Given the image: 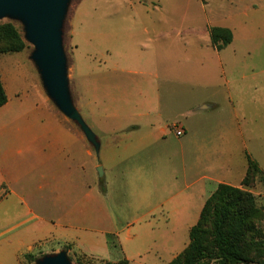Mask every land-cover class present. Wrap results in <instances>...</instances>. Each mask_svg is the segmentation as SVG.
Masks as SVG:
<instances>
[{"label": "rangeland", "instance_id": "obj_1", "mask_svg": "<svg viewBox=\"0 0 264 264\" xmlns=\"http://www.w3.org/2000/svg\"><path fill=\"white\" fill-rule=\"evenodd\" d=\"M1 23H11L23 41L20 51L0 54V78L1 74L6 78L4 86L10 103L8 109L0 108V115H8L21 111L19 97H24L22 102L30 104L40 97L41 91L48 90L38 56L34 53L36 48L28 40L22 16L6 13L0 15ZM208 25H220L231 30L232 41L224 50L242 57L238 64L240 71L231 74L226 71L223 75L216 51L208 44V34L205 33ZM1 43L6 46L12 42ZM60 47L66 69L73 68V82L67 89L69 99L74 104L81 103L80 106L77 104L79 113L82 112V104L87 102L83 96L84 85L94 82L100 93L105 90L107 79V92L111 91L112 96L117 76L144 78L143 75L120 72V67L136 69L138 62L145 64L147 59L151 60V51H163L169 55L168 68L173 72L169 74L170 78L162 74L160 66L147 69L146 75L159 87L161 101L166 104L161 112L162 119L169 125L185 119L193 132L199 131L200 135L192 134L185 139V135L177 136L173 130L168 139L129 157L124 169L120 165L109 170L107 178L111 181V188L113 184L117 185V190L122 189V197H107L106 200L107 207L113 208L116 214V229H125L144 210L156 207L153 215L146 217L153 230L152 234L148 233L145 244L155 243L161 251L160 259H153L150 253L147 258L136 259L132 264H167L188 242V225L196 222L198 206L206 197H194L192 204L196 207L186 211L190 216L183 218L178 212L184 205L182 200L161 203L162 197H125L124 184L129 176L135 174L136 164L144 167L145 174L154 172L153 160L156 165L157 161L162 162V175L170 180L171 191L191 181L201 186L202 181H198L201 175L214 179L228 177L230 182L238 183L247 163L241 161L236 149L237 127L243 131L248 152L264 171V0H207L206 3L201 0H66L60 20ZM182 57L212 60L214 69L207 72L209 84L200 78L198 70L189 73ZM201 100H212L217 105L206 112L189 113ZM200 142L207 145L208 157L202 158L205 152L200 150ZM214 147L216 154L212 155ZM215 158L216 164L211 163ZM224 158L228 160L226 169L221 168ZM95 174L97 179L103 180L97 167ZM93 175L91 165V178ZM238 187L255 196L256 206L260 209L254 224L259 234L264 233V177L256 174L248 186L241 185L240 181ZM191 193H196V186L192 187ZM136 199L142 202L134 210ZM101 237L97 244L103 246ZM106 240L109 249L102 256L111 264H117L115 261L119 260L121 250L113 239ZM262 241L264 243V238ZM60 252L65 253L68 264L106 262L69 252L66 245L59 247L50 243L35 247L28 252V257L21 255L17 264H43L49 256ZM208 264L222 263L211 261Z\"/></svg>", "mask_w": 264, "mask_h": 264}, {"label": "crops", "instance_id": "obj_2", "mask_svg": "<svg viewBox=\"0 0 264 264\" xmlns=\"http://www.w3.org/2000/svg\"><path fill=\"white\" fill-rule=\"evenodd\" d=\"M206 32L208 44L216 51L223 75L226 71L230 74L240 71L238 64L242 57L236 52L224 50L231 42L218 50L211 43L209 25ZM149 55L151 60L147 59L145 64L138 62L139 67H134L136 69L119 68L120 72L143 75L144 78L117 76L112 96L111 91L107 92L109 83L106 79L105 90L100 93L94 82L83 86V96L87 102L82 104L81 113L77 108V104L80 106L81 103L74 104L69 99L70 105L93 133L96 145L87 139L77 122L66 115L46 91H41L40 97L30 104H25L22 102L24 97H19L17 100L21 104V111L0 115V264H17L21 255L50 243L59 247L67 245L69 252L109 261L102 256L109 249L108 238L117 242L121 250L119 260L126 259L128 264L142 257L147 258L150 253L153 259H160L159 247L155 243L145 244L148 233L152 234L153 230L146 217L152 216L156 207L144 210L125 229H116V214L113 208L107 207L106 201L107 197H122V189L117 190V185L113 184L111 188L108 171L120 165L124 169L129 157L168 139L174 133L173 125L183 129L185 139L192 134L200 135L199 131L193 132L185 119L170 125L162 119L161 112L166 104L161 101L159 87L146 76L147 69L160 66L162 74L168 78L173 72L168 68L167 52L151 51ZM181 59L186 61L189 73L198 70L200 78L209 84L207 72L214 69L212 60L201 57ZM164 69H167L166 73ZM72 70V67L69 71L65 67L67 88L73 82ZM3 76L1 74L4 86L6 78ZM4 89L6 92V86ZM216 105L215 101L201 100L189 113L206 112ZM9 107L8 99L0 106L2 109ZM235 132L238 139L236 149L241 161L245 162V152L250 153L243 139V131L237 127ZM199 145L200 150L205 152L202 158L208 157L210 151L207 145L203 142ZM213 151L212 155H215V147ZM153 161L155 170L148 174L143 173L141 164L135 165V174L128 177L123 195L162 197L159 200L161 203L182 200L184 205L178 212L183 218L190 216L186 211L196 207L192 204L194 197L207 198L218 183L239 186L244 175L236 184L227 180L228 177L214 179L201 175L198 179L202 181L201 186L191 181L171 191L170 180L162 175V162L157 161L156 165ZM216 161L215 158L211 163L216 164ZM222 163L221 168L226 169L228 160L224 158ZM91 165L94 171L92 178ZM98 166L103 170V180L96 177L95 168ZM193 186H196V193H191ZM140 202L142 200L138 202L136 199L134 210L139 208ZM203 203L198 206L199 213ZM183 212H186L184 216ZM193 224L188 225V231ZM99 237L103 240V246L97 244Z\"/></svg>", "mask_w": 264, "mask_h": 264}, {"label": "trees", "instance_id": "obj_3", "mask_svg": "<svg viewBox=\"0 0 264 264\" xmlns=\"http://www.w3.org/2000/svg\"><path fill=\"white\" fill-rule=\"evenodd\" d=\"M209 36L212 45L218 50L232 40V32L226 27H209ZM5 41L12 43L4 46L1 42ZM22 48L23 41L17 29L11 23H1L0 54L18 52ZM6 102L7 94L0 78V106ZM245 157L247 166L241 185L248 186L256 174L264 177V171L246 152ZM259 209L250 191L228 183H218L205 199L196 222L190 226L188 243L167 264H208L211 261L222 264H264V233L259 234L254 224ZM24 256L28 257L30 253ZM105 264L111 263L106 261ZM117 264L128 262L121 259Z\"/></svg>", "mask_w": 264, "mask_h": 264}, {"label": "water", "instance_id": "obj_4", "mask_svg": "<svg viewBox=\"0 0 264 264\" xmlns=\"http://www.w3.org/2000/svg\"><path fill=\"white\" fill-rule=\"evenodd\" d=\"M66 0H0V15L17 13L25 23L26 35L35 46L47 90L59 108L77 122L87 139L96 140L78 112L70 105L65 77V58L60 47V20ZM98 175H103L97 167ZM43 264H68L65 253L49 256Z\"/></svg>", "mask_w": 264, "mask_h": 264}, {"label": "built area", "instance_id": "obj_5", "mask_svg": "<svg viewBox=\"0 0 264 264\" xmlns=\"http://www.w3.org/2000/svg\"><path fill=\"white\" fill-rule=\"evenodd\" d=\"M172 129L174 130V132H175V134H176L177 136H180V135H182V133H183V129H182L180 126L173 125V126H172Z\"/></svg>", "mask_w": 264, "mask_h": 264}]
</instances>
